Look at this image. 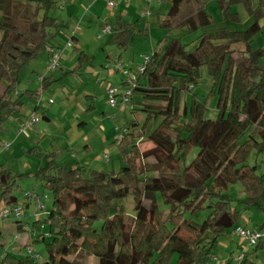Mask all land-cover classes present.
<instances>
[{
    "label": "trees",
    "instance_id": "trees-1",
    "mask_svg": "<svg viewBox=\"0 0 264 264\" xmlns=\"http://www.w3.org/2000/svg\"><path fill=\"white\" fill-rule=\"evenodd\" d=\"M158 1L169 2L161 22L168 31L185 28L196 32L212 24L202 0ZM217 1L232 21H238V16L231 14L227 5L243 4L256 18L243 31L202 34L191 51L179 38L165 37L158 42L129 101L139 95L142 101L133 111L146 113L147 121H160L146 134L152 148L145 152L137 149L135 142L144 137L143 130L137 132L133 125L120 128L126 130L118 146L125 165L115 174L92 171L89 179L82 176L79 166L58 163L55 154L47 155L39 173L52 194V207L30 231L36 236L48 225L51 241L46 244L43 264H79L75 261L79 254L97 257L98 264H169L174 255L176 264H207L218 238L232 231L237 219V212L221 192L239 181L249 205L261 201L264 175L257 176V168L245 162L252 148L264 151V48L251 49L254 36L262 30L259 18L264 14V0L256 7L249 0ZM184 4L190 6L187 15L180 11ZM13 7L21 8L20 15H11ZM40 8L0 0V86L4 88L0 93V130L21 104L20 96L13 100L19 72L40 53L46 52L48 57L51 49H58L49 33L57 21L47 15L39 19ZM131 26L118 18L112 28L114 41L121 48H126L133 34ZM236 44H243L244 50H231ZM204 66L212 82L210 95L220 99L213 120L204 118L205 107L194 94L189 116L186 106L180 108L182 95L193 92ZM149 81L155 86L149 87ZM50 82L44 78L42 89ZM243 136L248 138L240 143ZM192 148L198 152L184 164ZM148 159L153 162H146ZM13 179L10 172L0 170V202L5 207L17 204L12 194ZM158 195L169 208L165 214L160 212ZM131 197L135 205L129 215L121 202ZM204 207L210 213L202 223L186 218ZM12 220L19 232H26L18 219ZM99 222L101 226L96 229L94 225ZM262 240L252 247H264ZM0 264L41 263L28 255L11 253Z\"/></svg>",
    "mask_w": 264,
    "mask_h": 264
},
{
    "label": "rangeland",
    "instance_id": "rangeland-1",
    "mask_svg": "<svg viewBox=\"0 0 264 264\" xmlns=\"http://www.w3.org/2000/svg\"><path fill=\"white\" fill-rule=\"evenodd\" d=\"M14 4L22 5L31 3L34 7L39 5L38 18L45 15L55 18L57 27L49 33L52 42L58 47L60 66L57 70L46 73L48 57L46 52L40 53L29 61L28 65L18 74V82L13 92V100L20 96L21 104L16 107L2 124L0 130V170L11 173L15 185L12 194L17 203L24 206L23 216L19 223L32 230L36 221H43L47 212L52 207V194L44 187V180L40 176L39 168L47 163V155H56L57 162L67 165L79 166L85 179L91 177L92 171H101L107 174L117 173L124 165L116 141L115 128L133 125L137 132L143 130L144 137L135 143L140 152L153 147L146 134L158 126V119L147 121L143 111H133L142 101L139 95H134L133 100L124 106L110 107L106 90L117 87L125 90V78L117 73L110 64L109 59H118L123 66L135 72L143 64V56H151L156 50L160 40L166 38H179L193 50L198 44L202 34L214 35L220 31L239 32L245 30L256 18L250 15L243 4L227 5L231 14L238 16V21L227 17L226 11L221 9L217 0H202L206 13L212 20L211 26L204 30L188 32L185 28L167 30L161 27L169 9V2L151 0L148 18H140V13L148 8V0H118V8H108L104 0L92 3V0H13ZM259 0H249L256 7ZM14 8V7H13ZM190 6L184 4L181 13L187 15ZM12 16L20 15L21 8L16 7L11 11ZM180 13V14H181ZM120 17L123 25H132L133 34L121 48L115 41L114 31L101 39L96 36L101 33L104 25L115 27L117 18ZM3 14L0 12V22ZM262 30L253 38L252 50L264 48V14L259 18ZM114 30V28H113ZM72 33L75 41L68 46ZM243 44L230 46L233 51L244 50ZM86 56V57H85ZM264 61H262V64ZM50 79V84L42 89L39 78ZM149 87H154L155 82L149 81ZM212 82L204 66L199 70L198 85L193 92H186L181 98V107H189L195 95L198 103L204 105V118L215 119L217 116L220 99L210 95ZM0 86V93L3 91ZM34 96H31L30 93ZM37 94V95H35ZM18 95V96H17ZM17 96V97H16ZM179 108V114L181 109ZM34 112L39 118V123L32 129L17 134V129L25 124L30 113ZM46 116L48 122L42 117ZM175 126V125H172ZM248 137L243 136L240 143ZM258 138V137H257ZM3 144H9L4 150ZM197 148H192L186 156L184 164H189L196 156ZM104 154H108L106 161H101ZM152 163V159L146 160ZM248 166H255L256 175H264V151L252 148L245 162ZM25 195H31L28 199ZM32 196H37L44 210L36 211ZM232 210L237 212V219L232 231L220 236L216 246L210 252V261L207 264H264V247L255 250L247 242L234 234V231L243 228L249 231H258L264 234V183L263 195L259 204L249 205L247 192L239 181L231 183L221 192ZM161 213H167L169 208L157 196ZM129 215L133 214L135 200L131 197L121 202ZM6 205L0 202V211ZM210 210L204 207L198 210L192 218L196 223H202L209 215ZM14 220H0V261L6 254L18 257L26 256V247L31 246L34 253L41 256L39 261L43 264L47 259L46 244L51 238L48 234V225L44 230L36 232V236H28L32 232H19ZM101 223L94 227L99 229ZM19 236L17 242L14 237ZM28 239V240H27ZM264 242V239L262 240ZM242 257L241 260H238ZM174 255L169 264H176ZM79 264H98L95 256L79 254L75 257Z\"/></svg>",
    "mask_w": 264,
    "mask_h": 264
},
{
    "label": "built area",
    "instance_id": "built-area-1",
    "mask_svg": "<svg viewBox=\"0 0 264 264\" xmlns=\"http://www.w3.org/2000/svg\"><path fill=\"white\" fill-rule=\"evenodd\" d=\"M99 0H92V3H95ZM106 6L110 9L117 7V0H104ZM151 0H148V4H150ZM151 15V12L149 8L147 10H143L140 13V17L142 18H148ZM112 33V27L108 25H104L102 27L101 33L96 36L97 39H101L103 36L110 35ZM73 38L74 35L72 33V36L69 39L68 46L73 44ZM48 64L46 66V73H51L59 68L60 64V54L57 50L51 49L48 52ZM143 64L136 69L135 72H132L130 69H128L126 66H123V64L118 59H112L110 58V64H107L105 68H109L110 65L113 66V69L120 73L124 78V84H125V90L120 91L117 87H109L106 90V96L108 98V104L110 107H116V106H124L127 105L132 97L133 89L136 87L138 78L141 74H143L146 71V63L149 60L148 56L142 57ZM44 79V77H40V82ZM39 123V118L36 116L34 112L30 113L28 120L25 124H22L17 129V134L20 135L24 131L28 129H32L33 127L37 126ZM115 131L117 132V138L116 141L119 143L125 133V129L115 128ZM9 144H3L2 148L4 150H7L9 148ZM108 159V154H104L102 157V161H106ZM31 197V195H25V198ZM34 199V203L36 206V211L38 210H44L45 207L43 206L41 200L37 196H32ZM23 208L24 206L17 203L14 206L11 207H4L0 211V220H10V219H21L23 216ZM25 230L27 233L30 232L28 227H25ZM234 234L237 235L241 241L247 242L249 246H255L257 245L263 238L264 234L258 231H249L248 229L239 228L234 231ZM31 236H35V234H29ZM44 237L49 236L48 234H44ZM18 235L14 237V242H17ZM26 255L31 257L32 259L36 261H41L42 258L40 255L35 254L31 246L26 247ZM242 257H239L238 260H241Z\"/></svg>",
    "mask_w": 264,
    "mask_h": 264
},
{
    "label": "crops",
    "instance_id": "crops-1",
    "mask_svg": "<svg viewBox=\"0 0 264 264\" xmlns=\"http://www.w3.org/2000/svg\"><path fill=\"white\" fill-rule=\"evenodd\" d=\"M99 1H100V0H99ZM97 2H98V1H97ZM97 2H95V3H97ZM93 4H94V3H93ZM117 6H118V0H117ZM116 8H118V7H116ZM118 18H120V17H118ZM118 18H117V19H118ZM74 38H75V37H74ZM74 38H73V42L76 40V39H74ZM44 116H45V115H44ZM45 117H46V116H45ZM44 120L47 121V122L49 121L48 118H47V120H46V119H44ZM101 159H102V158H101ZM101 161H102V160H101ZM26 227H27V226H26ZM28 236H29V234H28ZM27 240H28V239H27Z\"/></svg>",
    "mask_w": 264,
    "mask_h": 264
}]
</instances>
